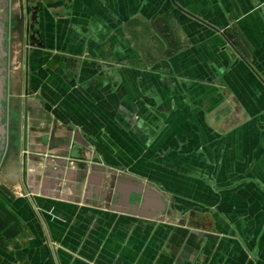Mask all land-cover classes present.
I'll return each instance as SVG.
<instances>
[{"label": "crops", "instance_id": "obj_1", "mask_svg": "<svg viewBox=\"0 0 264 264\" xmlns=\"http://www.w3.org/2000/svg\"><path fill=\"white\" fill-rule=\"evenodd\" d=\"M33 1L0 264H264V0Z\"/></svg>", "mask_w": 264, "mask_h": 264}, {"label": "water", "instance_id": "obj_2", "mask_svg": "<svg viewBox=\"0 0 264 264\" xmlns=\"http://www.w3.org/2000/svg\"><path fill=\"white\" fill-rule=\"evenodd\" d=\"M23 4L20 3L19 9L23 11ZM7 9V7L5 8ZM25 12L28 13V9L25 7ZM5 17V22L7 23L8 18ZM31 23L28 27L25 28L26 33L31 29L33 35L37 36L39 34L38 29H34V25L38 24L37 20H35L34 15L30 17ZM7 29L2 30V35L0 36V119L4 117V107L1 104L2 98L6 93L7 86V66H6V57H7V48L3 47L4 43L7 39ZM35 38V37H34ZM11 102L8 104L9 110L7 113V122H0V135L2 136V141H4L5 137V159L10 161H15V164H20V161L25 160V158L29 157L30 150L26 147V127H27V102L23 101V110L21 111V97L19 96V92L10 93ZM27 91H24V96L26 98ZM8 101V102H9ZM16 107V109H14ZM12 108L16 113V128L12 127L13 115L11 113ZM9 120V121H8ZM22 127V128H21ZM14 132V133H13ZM16 142V145H14ZM19 142V143H18ZM20 142H22V147H20ZM22 149V150H21ZM1 151V149H0ZM17 162V163H16Z\"/></svg>", "mask_w": 264, "mask_h": 264}, {"label": "flooded vegetation", "instance_id": "obj_3", "mask_svg": "<svg viewBox=\"0 0 264 264\" xmlns=\"http://www.w3.org/2000/svg\"><path fill=\"white\" fill-rule=\"evenodd\" d=\"M14 2H15V3H18L19 6H20V3L23 4V7H24V8H23V11L20 10L22 16H18V17H17V19H16V24L13 23V22L15 21V19L12 20L13 22L11 21V30L9 29V35H7V37L9 36V37H8V42H9L10 46H11L12 44H14V43L17 42V39H16L15 36L13 35V34H14L13 31H14V29H16V27H20V28H19V31L22 32V33L24 34V39H22V41L26 43V45H25V47H26V46H29V44H32V42H33L34 39L36 38L35 35H33L31 29L28 30V33H26V31H25V28L28 27L29 24L31 23V21H30V17H32V16L34 15L35 20H36V12H35V8H34L33 5H31V3L34 2V1H33V0H15ZM25 7L28 9V13L25 12ZM24 15H25V18H26L25 21H24ZM12 24H13V25H12ZM15 25H16V26H15ZM13 28H14V29H13ZM34 29H35V30L37 29V28H36V24L34 25ZM21 37H22V36H21ZM34 37H35V38H34ZM17 38H19L18 35H17ZM22 41H21V46H20L21 48H22V44H23ZM18 42H19V41H18ZM5 43H6V44H5V47L7 48V40H6ZM7 55H8V51H7ZM8 62H9V60H7V57H6L7 78H8V72H9V69H8ZM10 93H14V92L9 91V90L6 89V93H5V95H4V98H2V100H1V104H2V106L4 107V114H6V115H7V113H8V110L10 109L9 106H8V104L11 102V100L9 101L10 96H11ZM8 101H9V102H8ZM14 109H16V107H14ZM12 110H13V108H12Z\"/></svg>", "mask_w": 264, "mask_h": 264}, {"label": "rangeland", "instance_id": "obj_4", "mask_svg": "<svg viewBox=\"0 0 264 264\" xmlns=\"http://www.w3.org/2000/svg\"><path fill=\"white\" fill-rule=\"evenodd\" d=\"M17 63H19V66L20 65H22V61H19L18 62V60L16 61V64L14 63V61H11V63L10 62H8V69L9 70H11V72H12V70L14 69V68H16V65H18ZM18 67V66H17ZM18 192V191H17ZM59 245V244H58ZM71 253V252H70ZM71 254H74L73 252L71 253Z\"/></svg>", "mask_w": 264, "mask_h": 264}, {"label": "built area", "instance_id": "obj_5", "mask_svg": "<svg viewBox=\"0 0 264 264\" xmlns=\"http://www.w3.org/2000/svg\"><path fill=\"white\" fill-rule=\"evenodd\" d=\"M18 193H19V194H23V195H24V193H23L22 191H20V192L18 191Z\"/></svg>", "mask_w": 264, "mask_h": 264}]
</instances>
